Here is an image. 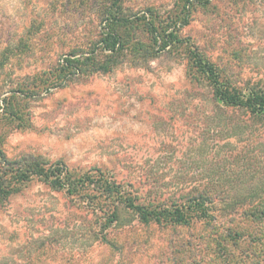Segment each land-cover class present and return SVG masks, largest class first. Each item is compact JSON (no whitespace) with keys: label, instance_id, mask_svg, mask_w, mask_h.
<instances>
[{"label":"rangeland","instance_id":"obj_1","mask_svg":"<svg viewBox=\"0 0 264 264\" xmlns=\"http://www.w3.org/2000/svg\"><path fill=\"white\" fill-rule=\"evenodd\" d=\"M125 1L162 15L177 2ZM84 2L0 0V48L41 29L36 44L68 51L90 28ZM180 36L150 67L126 62L44 92L30 101L25 128L0 119L4 152L41 155L74 177L106 172L141 196L204 187L264 192V119L219 110L191 62L201 54L237 86L264 87V0H211ZM53 56L36 49L9 68L13 76L35 72ZM115 205L94 186L70 195L33 179L0 202V264H264V220L213 211L188 225L144 224L119 206V219L109 223Z\"/></svg>","mask_w":264,"mask_h":264},{"label":"trees","instance_id":"obj_2","mask_svg":"<svg viewBox=\"0 0 264 264\" xmlns=\"http://www.w3.org/2000/svg\"><path fill=\"white\" fill-rule=\"evenodd\" d=\"M210 1L177 0L175 7L162 15L150 7L134 11L125 0H86L83 4L86 12L91 11L89 31L82 42L72 44L64 53L52 48L54 42L49 44L51 48L42 46L41 42L40 46L36 44L35 39L41 41L36 37L41 29H29L22 37L0 48V119L13 123L15 128H25L31 114L30 101L44 92L66 87L78 78L112 73L126 62L150 67V59L179 46L181 28L188 24L192 12ZM36 49L50 51L54 56L35 72L13 76L9 68L11 61L15 57L21 60L32 56ZM195 57L191 62L212 87L213 105L222 111L243 110L250 118L264 119V87L237 86L224 77L215 62L198 53ZM5 123L0 126L2 133L6 131ZM35 178L70 195L79 194L89 186L98 188L101 194L117 202L109 223L119 219V206L133 212L144 224L188 225L194 216L213 217V211L219 216L242 212L254 220H264L261 203L264 192L257 188L233 194L222 188L204 187L173 195L149 191L141 196L135 184H129L132 189H128V184L118 182L106 172L100 171L96 176L87 172L74 177L64 165L52 164L41 155L10 158L0 141V202L21 192Z\"/></svg>","mask_w":264,"mask_h":264}]
</instances>
